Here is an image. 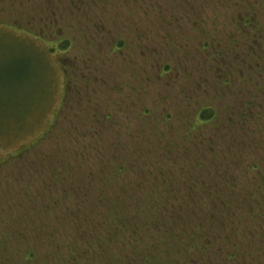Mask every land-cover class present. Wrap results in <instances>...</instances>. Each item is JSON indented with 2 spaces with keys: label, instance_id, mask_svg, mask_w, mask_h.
I'll use <instances>...</instances> for the list:
<instances>
[{
  "label": "rangeland",
  "instance_id": "374dc122",
  "mask_svg": "<svg viewBox=\"0 0 264 264\" xmlns=\"http://www.w3.org/2000/svg\"><path fill=\"white\" fill-rule=\"evenodd\" d=\"M50 1L0 0V264H71V248L79 254L77 264H264V228L253 223L264 221V184L257 177L261 172L264 177V166L259 164L257 176L248 168L259 155L264 160V119L244 128L247 120L238 122L241 133L225 132L227 120L237 118L238 108L254 89L240 71L227 75L226 61L219 73L206 52L195 60L191 48L195 16L206 20L204 26L214 15L217 23H229L235 14L227 11V3L189 0L191 5L181 9L178 0H163V10L168 11L159 17L149 16L147 0H84L87 6L63 13L58 9L53 19L46 13ZM178 8L183 12L176 19L168 16ZM166 16L168 24L163 22ZM259 21L263 24L264 18ZM150 36L166 46L160 48L159 64L182 57L188 44L183 94L166 87L157 90V68L146 51L152 45ZM59 38L69 41L65 54L50 52L49 41ZM180 41L184 46L178 52ZM260 43L264 50L263 38ZM240 44L244 47V41ZM240 54L245 55L241 68L259 63L255 55ZM201 59L204 72L196 76L193 66ZM202 107H212L217 116L211 124L192 129L190 122ZM108 114V121L98 120ZM212 137L213 152L206 156L226 161L238 182L236 188L218 190L215 199L217 215L226 224L222 231L206 220L213 203L205 191L194 193V203H182L177 200L181 192L171 190L184 191L185 184L197 180L207 182L203 168L192 165L190 181L182 174L167 182H151L146 176L167 149L175 152L173 143L189 146L194 138L206 144ZM202 147L193 155H201ZM121 163L131 170L112 179L110 171ZM124 176L131 199L117 213H125L136 225L132 234L121 231L114 219L110 223L114 215L102 207L104 201L112 205L115 198H123L119 190ZM213 179L221 185L214 168ZM136 200L139 203L133 205ZM192 212L205 220L215 241L194 254L174 244L169 248L172 234L152 225L162 217L167 229L183 235L178 214ZM153 214H158L155 224L153 220L146 225ZM238 226L235 237L232 231ZM231 253L241 257L239 261L226 263L225 255Z\"/></svg>",
  "mask_w": 264,
  "mask_h": 264
},
{
  "label": "flooded vegetation",
  "instance_id": "af4514ba",
  "mask_svg": "<svg viewBox=\"0 0 264 264\" xmlns=\"http://www.w3.org/2000/svg\"><path fill=\"white\" fill-rule=\"evenodd\" d=\"M176 1L177 0H175V2ZM193 1L190 2L189 0H178L179 8L183 9L184 5H189V4L191 5ZM222 1L227 3L226 5L227 11L228 12L230 11L232 14H235L232 17L234 20H229V23L232 21L230 25L229 23H226V22L222 25V23H217L218 20L215 19L216 15H214L212 16V20L209 23L210 25L207 23V25L204 26V24L206 23V20L199 19L198 17L200 16L196 15L195 18L197 19L195 20L197 24L193 26L190 24L191 27L195 31V38H193L194 44H191L193 46L191 48L193 52V58L195 60H197V58L199 57L201 58V56L203 55L202 53L206 52V54H208L207 58L209 57L210 60H213L212 63L218 66V68H215V69H217L219 73H220V70L223 68V65L228 64L227 75L232 76L231 75L232 72L234 71L235 73V71L238 70L240 71L239 75H242V76L244 75L245 81L251 82V84L249 83L247 85L254 89L255 94L249 95V98L244 102L242 108L241 109L238 108L239 109L238 116L235 120L234 119L232 121L227 120L229 125H228L227 131L225 132L231 135L234 132L235 134L241 133L242 126H239V123L241 121L247 120L244 122V126H243L244 128L245 124L254 126L256 122L260 121V119H264V55H263L264 50L262 48H259V45L261 44L260 40L262 38L264 39V23L262 24L261 21H259V18L260 19L264 18V0H222ZM147 2H149L148 7L150 8V11H151V14L149 16L156 15L160 17L162 12L165 15V11H168V10H165V11L163 10L164 8H166L165 6L166 2H163V0H147ZM175 2L173 5L176 4ZM50 3L51 5L47 8L46 13H48V15L53 14L54 15L53 19L55 18L56 11L58 9L60 13H63L64 11H68V12L72 11L76 6L81 7V6L88 5V2L87 1L85 2L84 0H52L50 1ZM152 7L154 10H152ZM179 8L177 11L175 9H172V15H168V16H173L176 19L179 13L183 12V11L179 12L180 10ZM86 19H88V16ZM167 19H168L167 21L163 19V22L164 23L166 22V24H168L170 20L168 17ZM218 24H221V25H218ZM219 26H220V29L218 28ZM235 37H238V38H235ZM38 38L42 40L41 37H38ZM150 38H151L153 46L151 45L150 47H147L146 51L148 52L147 56H149V60H148L149 63H151L152 61L153 66L157 68V71L154 77L155 81H153V82L159 81L157 90L160 91L159 89L166 87V89H169L170 91L173 90L174 92L175 90H177L178 93L183 94L185 87L182 85V81H184V78L188 76L187 75L188 69L185 67V63H187L186 55H189L188 48H187L188 44L186 43L187 47L186 46L184 47L185 52L184 54H182L180 51H182L183 49V46H184L183 43H181V41L176 43L178 52H180V55L182 57H179V58L174 57L172 59H169V61H166L164 59L159 64L158 60L161 57L160 48L165 49L166 46L164 43H162L163 45L162 47H160V44L156 40V37L150 36ZM166 39L167 37L165 36V40ZM243 41H244V47L242 44H240V42L242 43ZM249 41L250 43H252L250 46H248ZM49 43H50L49 44L50 52L51 53L53 52V54H59L61 51H64L62 53L65 54L69 50V46H68L69 41L66 40L65 38H59L57 39V41L52 40L51 42L49 41ZM123 49H124V44L123 45L120 44L118 48L120 56L123 54ZM245 50H247L248 52ZM242 52L255 55L257 56V58L259 57V60H257L259 63H256L254 65H246L243 68H241V66L243 65L241 57L242 56L245 57V55L240 54ZM222 59H224V62L222 61ZM218 61L220 62V64ZM225 61H226V64H225ZM203 63H204V60L201 59L199 64H197L196 66L192 65L194 75L200 76V73L204 72ZM247 63L250 64V62L248 61ZM243 70H245L246 73L243 74ZM144 80L151 82L147 78H144ZM173 84L175 85L172 87V89H170L169 86ZM260 89L262 90L260 91ZM218 108H222V106L217 107L216 109ZM232 108H234V106ZM200 113H205L204 119H199ZM216 116H217V111L214 110L212 107L210 108L202 107L194 115L192 121L190 122L191 123L190 126L192 129L194 128L200 129V127H203L204 125L211 124V120H213ZM255 134H256L255 132L252 133V139L255 137ZM252 139L251 138L249 139L248 143H250V145L251 143H254ZM199 140H202L201 137ZM204 143H205L204 140H203V143L202 141L200 143H197V140L194 138L188 142L189 146L179 145V144L175 145L173 143L171 146H173L175 152H173L174 155L172 156V158L177 159V161L179 160L178 164L175 163L176 168L175 166L169 167L170 165H168L169 164L168 161L172 159L170 157H167L166 161L164 160L161 161L163 163L162 168L164 170L166 169L165 171L167 173H169L171 169L175 176L179 174L184 175V179L186 178V181H190V176H188V173H190L189 169H192L191 168L192 165L198 170L203 168L204 171L208 172L207 174L208 177L205 179H207V182L209 184L205 180L204 181L197 180L196 182H191V183L189 182L185 184L184 186L186 187H184V191H182L179 188V191H181L180 193L181 201L180 202L183 203V201L187 202L188 200L189 201L192 200L191 202L194 203L193 201L194 193H196L197 190L205 191L204 193L206 194L207 200L209 201L210 199H212L213 201L212 202L213 209L215 208L214 211H219V208L217 209L215 207L216 206L215 199L219 198L218 190L224 191L225 189H222V188H225V187L236 188L238 186V182H237V178H235V176H232L231 173H229L230 171H232V169H231V166H228L227 164H225L226 161H224L222 158L219 159L218 157H216L217 160L216 159L212 160L211 158L206 156V153L211 155L213 152L212 145L213 143L215 144V142L213 141V137L210 140L206 141V144ZM197 144H198V147L203 146L202 147L203 151L201 152V155L194 156L193 152L196 153L197 151H199ZM241 146H243V143L241 144ZM250 152H252V150H250ZM241 153L242 152L239 151L240 155ZM262 155L258 156V162H256L253 167L248 166V168L255 169L256 176L258 175V172H261L260 170L261 167H259V164L264 166V160L263 159L261 160ZM213 168L216 170V178L221 182V185H219L215 181V179H213ZM167 173H166V176H167ZM257 177L258 179H260L258 183L264 184V177L262 176V172L259 173ZM208 191H210L211 193H209ZM227 199H229V201L231 200L230 195L227 197ZM190 214L193 215L192 217L198 219L196 214H194L193 212ZM190 214L188 216H191ZM181 216L186 217L185 215H182V214L180 215V217ZM212 218L215 219L214 213L212 214ZM198 221H200V219H198Z\"/></svg>",
  "mask_w": 264,
  "mask_h": 264
},
{
  "label": "trees",
  "instance_id": "16d2710c",
  "mask_svg": "<svg viewBox=\"0 0 264 264\" xmlns=\"http://www.w3.org/2000/svg\"><path fill=\"white\" fill-rule=\"evenodd\" d=\"M64 52V51H63ZM112 116L110 114L106 115L103 118H100L98 119L100 122L102 121H108V119H110ZM205 117V113H200L199 115V119H204ZM173 147V146H172ZM174 149V148H173ZM136 150V149H135ZM172 149L168 150L167 149V154H165V156L161 157L159 159V164L157 166V168L155 169L154 172H151L149 173L148 175H146L148 177V181H156V180H160V181H163V182H167L168 179H175V175L173 174L172 170L170 169L169 173H167V177H166V173L164 171V169L162 168L163 167V163L161 162L162 160L166 161L167 160V157H170L172 160L168 161L169 162V165H171V167H174L176 168V164H178V161L177 159L175 158H172V155H173V152L171 151ZM164 154V152H163ZM116 157V155H115ZM127 156H123L122 157V160L124 163L128 164V162L125 160ZM175 164V165H174ZM155 166V167H156ZM128 167V166H127ZM200 167V166H199ZM127 170H131V168H126V166L124 164H119L116 166L115 170H112L110 171L111 172V178L113 179V176L114 177H121L123 175V173ZM133 170V169H132ZM116 171V172H115ZM124 179V182L125 184H123V190H119L120 194H122L121 196L123 197L121 200L118 198H115L114 199V202L112 205L110 204H106L105 201H104V205H102L105 211V213L109 214V215H114V217L112 219L109 220L110 223L113 222V219H114V223H117V226L118 228L121 229V231H130V233L132 234L133 232V229H136V225H134L130 219H128V216L124 213V214H118L117 211L118 210H121V208L123 207H127L129 205V201L131 199V195L127 192H128V187L130 186V184L127 182V178L126 176L123 177ZM79 182H83V180L79 181ZM140 186V185H139ZM139 186L136 185L135 189H139ZM175 190V192H181L177 189L174 188H171V190ZM118 192V191H117ZM209 193H211L210 191H208ZM147 197V196H146ZM181 196H178V199L179 202L181 201ZM210 199V198H209ZM147 201V200H146ZM189 201V200H188ZM209 201H212V199H210ZM213 202V201H212ZM139 201L136 200L133 205H136L138 204ZM102 204V203H101ZM100 204V205H101ZM127 204V205H126ZM215 204V203H214ZM164 208V206H163ZM215 209V208H214ZM214 209L211 207V210L208 212H206V220L207 222L209 221H212L211 223H213L215 226H214V229L215 227H217L219 230L221 229V231L225 228V225L224 224V221L222 218H219L217 214H220L218 213L219 211H214ZM256 211H258L256 209ZM214 213V215H217L215 216V219L212 218V214ZM159 214V213H158ZM157 214V215H158ZM157 215H154L153 214V217L151 219H147V221L145 222L146 225H148L151 221L154 220V224H155V220H157ZM160 217V216H159ZM209 217V219H208ZM177 223L179 224V226L181 228H183V231L184 234L182 235L181 233H177L176 231H174L173 229L169 230V228L167 229V227L165 226L164 223H162V217L160 218V221L158 220V223L157 225H152V227H159V231H163V233H168L169 236H171L172 234V242H170V246L169 248H171L174 244V246H179V247H183V248H186L188 251H192L193 254L194 253H198V252H204L208 246L212 245L213 244V241H215V238H216V235L213 233V231L210 230V227L207 226L206 224H204V221L202 219H200V221H198V219L192 217L191 216H186V217H180V214H178V220H176ZM161 223V224H160ZM253 223L255 224H259L261 226H263L264 228V221L259 223L257 222V220H255ZM151 225V224H150ZM239 231V226L236 227V230H234V232L232 231V234L233 236L237 237L238 235H236V233H238ZM212 232V233H211ZM215 235V236H214ZM110 239H113V235L111 236ZM167 240V239H165ZM157 241H162V239L159 237V239H157ZM260 241H259V245H260ZM177 244V245H176ZM52 245H55V240H52ZM261 246V245H260ZM74 255H71L69 256V258H71V264H77V261H75V259H77L75 256L77 254L78 256V259L79 260V254L76 252V250L74 248H71L70 250ZM217 254L219 255L220 253L219 252H222L220 249L217 250ZM184 255L181 256V258L183 257ZM32 255L29 254V258H31ZM225 258H226V263L228 262H232L234 260H237L239 261V259L241 257H239L237 254H233L231 253L230 255L226 256L225 255ZM26 259V258H25ZM183 260V258H182ZM185 261H183L182 263L180 264H184Z\"/></svg>",
  "mask_w": 264,
  "mask_h": 264
}]
</instances>
